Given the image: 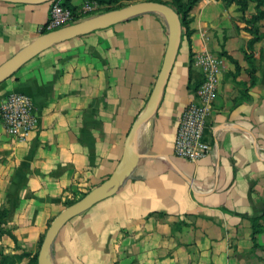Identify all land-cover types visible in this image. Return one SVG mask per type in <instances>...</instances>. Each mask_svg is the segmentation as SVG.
<instances>
[{"label":"crops","instance_id":"1","mask_svg":"<svg viewBox=\"0 0 264 264\" xmlns=\"http://www.w3.org/2000/svg\"><path fill=\"white\" fill-rule=\"evenodd\" d=\"M52 5L0 2V65L42 35ZM222 11L216 0L197 4L159 107L136 133L133 173L113 197L65 225L50 251L53 264H264V59L250 71L253 63L235 54L231 43L244 32L228 35L237 64L225 58L206 125L209 155L190 161L174 152L200 88L196 57L209 49L207 26ZM169 35L162 14H142L56 44L0 85V98L28 95L39 120L18 141L0 118V212H9L0 264L2 254L31 264L57 200L96 188L119 169ZM255 225L261 231L253 239Z\"/></svg>","mask_w":264,"mask_h":264},{"label":"water","instance_id":"2","mask_svg":"<svg viewBox=\"0 0 264 264\" xmlns=\"http://www.w3.org/2000/svg\"><path fill=\"white\" fill-rule=\"evenodd\" d=\"M54 0H0L11 4H40ZM146 13H160L170 26L169 42L164 62L144 112L132 126L126 141L125 153L119 169L101 185L92 189L82 199L63 210L52 222L47 231L38 257V264H53L50 251L65 225L82 215L98 203L113 197L133 173L139 156L133 149L136 133L143 123L156 113L183 41V27L179 14L170 6L153 1L136 3L125 8L112 10L92 18L70 24L38 37L33 43L16 53L0 65V85L14 75L21 67L52 46L77 37L86 36L126 22Z\"/></svg>","mask_w":264,"mask_h":264},{"label":"rangeland","instance_id":"3","mask_svg":"<svg viewBox=\"0 0 264 264\" xmlns=\"http://www.w3.org/2000/svg\"><path fill=\"white\" fill-rule=\"evenodd\" d=\"M148 0H77L78 5L73 7L75 8L70 9L66 6L62 5V1H59L60 7L63 9L64 19L61 21H56L52 18V11L49 21L47 22L46 26H43V29L46 33L70 24H74L89 18H92L94 16H98L100 14H103L107 11H112L116 9H121L128 7L130 5L146 2ZM222 8V12L219 14V16L213 14V20L214 18L217 19V22L212 25V30L210 29V26H207L209 29V35L208 37V44L209 49L207 48L206 51H203L201 54L197 55L196 62L200 69V87L204 84L205 80L207 79V76L209 74L208 72V66L209 64L213 63L217 66V87L214 94L213 102L218 97V87L221 81V78L223 74L226 71V59H230L233 61H236L233 59L230 54L226 50V46L228 44L229 40V33L230 30L234 29L239 31V26L244 27V29H247L249 25H252L254 34H249V32L244 31L245 39L240 41H233L232 47L235 50V54L240 58L247 62H252L253 64H250V71L255 70V63L258 62V60L264 59V15L262 17H259L258 20L254 21L253 24L249 22L250 20H253L255 17H258L259 14L264 13V0H250L249 1V7L247 12L244 14L241 11V7L239 4L236 3H230L229 0H216ZM54 5V3H53ZM52 5V9H53ZM196 8V7H195ZM195 8L190 14V29L191 24L195 20ZM217 28V30L215 28ZM208 31V30H207ZM42 32V31H41ZM190 35L192 34V31H188ZM189 35V36H190ZM253 37H256L258 40L254 43L253 48H249L248 42ZM243 45L246 46V49H243ZM182 51V49H181ZM252 67V68H251ZM252 69V70H251ZM254 71V72H255ZM93 186V184H90ZM92 186L88 187H81V188H75L74 190L69 191L68 194H63L61 198L57 200L58 204V211H55L51 213V216L46 224V228L43 229V232L41 233V238L39 242L36 244L35 257L31 260V264H38V257L41 250V246L44 242V239L46 237L47 231L49 230L53 220L67 207L73 205L80 199H82L88 192H90L92 189H94ZM9 215V212H8ZM8 215L5 219L8 218ZM5 219L3 220V224L5 223ZM3 229V227H2ZM4 230V229H3Z\"/></svg>","mask_w":264,"mask_h":264},{"label":"built area","instance_id":"4","mask_svg":"<svg viewBox=\"0 0 264 264\" xmlns=\"http://www.w3.org/2000/svg\"><path fill=\"white\" fill-rule=\"evenodd\" d=\"M64 15L59 2H56L52 18L59 22ZM216 71L217 66L209 64V74L199 88L196 100L183 113L174 143V152L178 157L198 161L211 151L210 143L206 140V125L217 87ZM0 118L8 135L18 141H26L39 126L35 105L24 93H9L0 98Z\"/></svg>","mask_w":264,"mask_h":264},{"label":"trees","instance_id":"5","mask_svg":"<svg viewBox=\"0 0 264 264\" xmlns=\"http://www.w3.org/2000/svg\"><path fill=\"white\" fill-rule=\"evenodd\" d=\"M63 2L62 5L66 6L70 9H75L73 7V5L71 4V0H54L53 3L55 4L56 2ZM148 1H153V2H159V3H163L166 4L170 7H172L180 16L181 18V22H182V27H183V38L185 36H189L190 33L188 32L190 30V14L193 11V9L197 6L198 3H200L202 0H148ZM230 3H236L239 4V6L241 7V11L245 14L248 10V5H249V1L250 0H229ZM109 12V11H107ZM106 13V12H105ZM264 15V13L259 14L258 17H255L253 20H250L249 22H251L253 24L254 21L258 20L259 17H262ZM46 26V25H45ZM239 31L240 32H244L247 31L249 32V34H254L253 31V27L252 25H249L247 27V29H244V27H240L239 26ZM42 34H45L46 32L44 30H42L41 32ZM258 39L256 37H253L252 39L249 40L248 42V46L249 48H253L254 43L257 41ZM233 61V60H232ZM234 63L237 64L236 61H233ZM8 215V211L4 210L0 212V232H3L2 229V224H3V220L7 217ZM261 231L260 227H257L256 225L254 226V230H253V239H255V236L257 233H259ZM1 264H16V262L21 258L19 256H14V255H1Z\"/></svg>","mask_w":264,"mask_h":264}]
</instances>
